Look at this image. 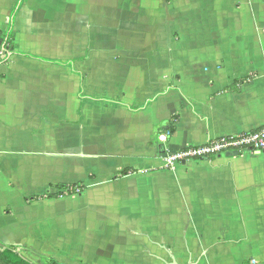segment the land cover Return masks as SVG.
Returning a JSON list of instances; mask_svg holds the SVG:
<instances>
[{"label":"crops","instance_id":"0c3cea01","mask_svg":"<svg viewBox=\"0 0 264 264\" xmlns=\"http://www.w3.org/2000/svg\"><path fill=\"white\" fill-rule=\"evenodd\" d=\"M154 1L0 0L1 247L34 264H264V152L163 156L264 126V0ZM184 50L199 62L168 65ZM58 185L84 189L45 197Z\"/></svg>","mask_w":264,"mask_h":264},{"label":"built area","instance_id":"2783aa9c","mask_svg":"<svg viewBox=\"0 0 264 264\" xmlns=\"http://www.w3.org/2000/svg\"><path fill=\"white\" fill-rule=\"evenodd\" d=\"M11 56L12 48L9 39L0 35V63L8 62ZM160 139L166 141V136H160ZM246 151L264 152V126L237 135L213 138L202 145H190L174 152L169 151L163 156L166 165L174 167L183 162L202 161L228 153L241 154ZM77 190L79 191L78 187Z\"/></svg>","mask_w":264,"mask_h":264},{"label":"trees","instance_id":"16d2710c","mask_svg":"<svg viewBox=\"0 0 264 264\" xmlns=\"http://www.w3.org/2000/svg\"><path fill=\"white\" fill-rule=\"evenodd\" d=\"M244 81H242L243 83ZM168 132L170 134L173 132V127H170L168 129ZM127 169L122 171V174H128ZM57 188H60L61 191L56 193H46L45 197L47 198H58L60 196H66L71 194L80 193L84 186L81 185L79 188V191L77 190L76 185H58ZM44 196H33L30 197L28 200H36L39 198H42ZM0 264H34L31 261H28L20 252H18L15 248L12 247H1L0 246Z\"/></svg>","mask_w":264,"mask_h":264},{"label":"rangeland","instance_id":"374dc122","mask_svg":"<svg viewBox=\"0 0 264 264\" xmlns=\"http://www.w3.org/2000/svg\"><path fill=\"white\" fill-rule=\"evenodd\" d=\"M132 1H133V5H134L135 2H139L140 0H132ZM148 1H151V3L155 2L154 0H148ZM144 32H148V31H145L142 29L141 33H144ZM147 43H148L147 41H145V42L143 41L142 45L147 46ZM162 44H163V42H162ZM172 53H174V55H176V56L173 57V54H172V56L168 57V65H195V64H197V62H199V61H197V59L195 57L193 58L192 56H189L188 51L184 50L182 53H178V52H172Z\"/></svg>","mask_w":264,"mask_h":264},{"label":"water","instance_id":"95a60500","mask_svg":"<svg viewBox=\"0 0 264 264\" xmlns=\"http://www.w3.org/2000/svg\"><path fill=\"white\" fill-rule=\"evenodd\" d=\"M234 155L237 154V153H233Z\"/></svg>","mask_w":264,"mask_h":264}]
</instances>
